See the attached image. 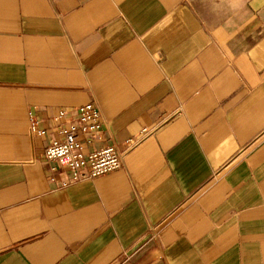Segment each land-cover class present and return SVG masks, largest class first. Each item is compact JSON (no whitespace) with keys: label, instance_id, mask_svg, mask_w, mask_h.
I'll return each mask as SVG.
<instances>
[{"label":"crops","instance_id":"obj_1","mask_svg":"<svg viewBox=\"0 0 264 264\" xmlns=\"http://www.w3.org/2000/svg\"><path fill=\"white\" fill-rule=\"evenodd\" d=\"M88 103L122 166L64 186ZM0 264H264V0H0Z\"/></svg>","mask_w":264,"mask_h":264},{"label":"built area","instance_id":"obj_2","mask_svg":"<svg viewBox=\"0 0 264 264\" xmlns=\"http://www.w3.org/2000/svg\"><path fill=\"white\" fill-rule=\"evenodd\" d=\"M66 115V111L57 114L55 130L58 138L52 140L44 151L47 161L54 162L69 172L64 186L92 180L121 168L124 152L114 146L86 149V145L92 144L94 140H102L104 124L95 104L88 103L76 109L72 113L73 123L61 122ZM30 131L37 136L45 134V129L33 118H30Z\"/></svg>","mask_w":264,"mask_h":264}]
</instances>
